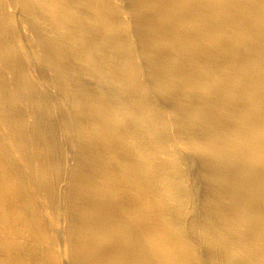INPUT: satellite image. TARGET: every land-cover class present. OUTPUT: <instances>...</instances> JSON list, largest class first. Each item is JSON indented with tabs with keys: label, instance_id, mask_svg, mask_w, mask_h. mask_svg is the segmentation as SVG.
Instances as JSON below:
<instances>
[{
	"label": "bare ground",
	"instance_id": "obj_1",
	"mask_svg": "<svg viewBox=\"0 0 264 264\" xmlns=\"http://www.w3.org/2000/svg\"><path fill=\"white\" fill-rule=\"evenodd\" d=\"M264 264V0H0V264Z\"/></svg>",
	"mask_w": 264,
	"mask_h": 264
},
{
	"label": "rangeland",
	"instance_id": "obj_2",
	"mask_svg": "<svg viewBox=\"0 0 264 264\" xmlns=\"http://www.w3.org/2000/svg\"><path fill=\"white\" fill-rule=\"evenodd\" d=\"M63 263L64 264H69V262L66 259L65 260L63 259Z\"/></svg>",
	"mask_w": 264,
	"mask_h": 264
}]
</instances>
